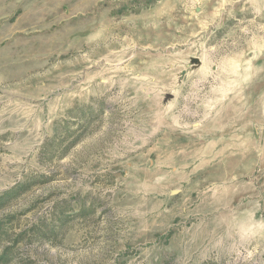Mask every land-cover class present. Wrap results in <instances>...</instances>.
<instances>
[{
  "label": "rangeland",
  "instance_id": "rangeland-1",
  "mask_svg": "<svg viewBox=\"0 0 264 264\" xmlns=\"http://www.w3.org/2000/svg\"><path fill=\"white\" fill-rule=\"evenodd\" d=\"M17 187L0 264H264V0H0Z\"/></svg>",
  "mask_w": 264,
  "mask_h": 264
},
{
  "label": "trees",
  "instance_id": "trees-1",
  "mask_svg": "<svg viewBox=\"0 0 264 264\" xmlns=\"http://www.w3.org/2000/svg\"><path fill=\"white\" fill-rule=\"evenodd\" d=\"M18 188H21V187H17V188L11 189L10 191H8V192H6V193H4L2 195V197L0 198V207L3 205L2 203H4L3 200H6L7 198L9 199V197H11L12 195H15V193L17 195V192L19 191Z\"/></svg>",
  "mask_w": 264,
  "mask_h": 264
}]
</instances>
